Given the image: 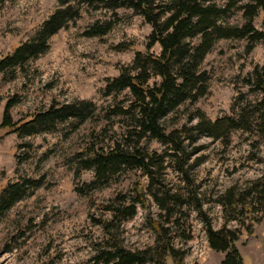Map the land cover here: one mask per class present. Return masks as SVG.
<instances>
[{"label":"rangeland","instance_id":"rangeland-1","mask_svg":"<svg viewBox=\"0 0 264 264\" xmlns=\"http://www.w3.org/2000/svg\"><path fill=\"white\" fill-rule=\"evenodd\" d=\"M250 0H214L219 6L233 4L225 25L242 26L243 11L238 7ZM58 0H9L0 5V57L11 53L21 42L29 41L40 25L58 7ZM117 16L107 9L85 6L82 16L62 29L50 40L49 50L31 61L24 69L0 74V192L9 183L23 178L42 183L32 189L11 208L0 212V264H95L92 259L100 245L111 246L99 218H111L112 212L103 204L114 201L119 194L134 190L136 181L145 188L149 178L142 171L123 168L110 175L109 182L96 185L94 168H86V159L110 151L120 144L127 148L129 119L112 114L117 105L127 107L129 91L106 96V79L119 74V65H131L136 52L149 50L160 54L161 46L147 48L152 26L132 9L121 8ZM115 17V18H114ZM116 19L105 36L87 37L86 27L97 20ZM263 13L255 17V26L264 30ZM198 38L193 42H197ZM123 45L119 49L117 46ZM264 68V42L226 38L218 40L204 58L200 69L209 75L208 93L197 102H186L164 120L168 129L198 122L202 111L206 118H238L246 109L249 131L232 129L221 137L199 133L193 143L186 140L187 150L199 148L184 163L189 180L177 169L176 160H164L161 180L165 187L181 197H189L186 205H177L176 217L192 238H176L184 246L188 264H221L225 252L213 249L208 240L203 216L196 208L200 201L211 217L214 228L225 224V213H236L240 219H230L227 226L240 230L237 246L244 264H264V214L250 211L254 198L247 195L253 182L264 173V131L254 106L261 93L247 84L254 68ZM160 81L155 78L154 81ZM17 99L11 112L14 121L49 108L80 100L93 101L95 112L80 122L69 119L49 131L20 137L10 128H1L6 104ZM190 131L188 135H196ZM186 135V134H185ZM134 145V144H132ZM151 155L170 151L168 145L145 138L140 142ZM185 161V156H182ZM162 193V185H159ZM230 188L244 201L224 207L218 202ZM77 189H83L80 194ZM150 210L155 217L164 214L153 197ZM148 209L138 205L137 214L125 220L118 230L126 247L135 249L154 242V231L147 225ZM250 214L256 216L252 220ZM97 219V220H96ZM254 224V232L246 226Z\"/></svg>","mask_w":264,"mask_h":264},{"label":"trees","instance_id":"trees-1","mask_svg":"<svg viewBox=\"0 0 264 264\" xmlns=\"http://www.w3.org/2000/svg\"><path fill=\"white\" fill-rule=\"evenodd\" d=\"M9 0H0V5ZM58 7L43 21L33 38L21 42L11 53L0 57V74H8L17 69H24L31 61L38 59L50 48L51 38L62 29L69 27L71 23L82 16L85 6L93 9H107L117 16V10L127 8L142 15L146 22L152 26V32L148 36L147 48L151 49L156 44L161 46V53L155 54L147 51H137L131 65H119V74L106 79L103 88L104 94H113L129 91L130 103L127 107L117 105L112 114L121 115L129 119V127L125 138L126 143L132 137L136 141L127 143V148L118 144L110 151L97 153L86 159V168H94L96 185L109 182L110 175L130 168L142 171L149 178L147 187L136 181L134 190L136 195L130 192L119 194L114 201L103 204V208L112 212L111 218H99L104 230L114 240L111 246L100 245L93 256L95 264H188L186 261L187 249L176 244V238L181 237L187 241L192 234L186 232L177 218V205H186L189 197H181L172 193L165 187L160 179L163 173L164 160L170 157L176 160L177 169L184 172L186 179L189 175L184 169V163L199 149L198 147L187 150L186 140L193 143L199 133H207L213 137H221L232 129L249 131L254 126L250 123L246 109L238 115V118L224 117L216 121L206 118L200 111L197 115L198 122L191 128L183 125L180 128L168 129L164 126V120L169 114L176 112L186 102L195 103L208 93L209 75L202 71L200 66L220 39L235 38L247 40L254 44L264 42V30L255 26V17L263 13L264 0H250L239 5L245 19L242 26L225 25L222 21L227 18L232 6L217 5L214 0H58ZM115 18V17H114ZM116 19L107 21L97 20L83 31L87 37L105 36L115 26ZM264 24V20H263ZM198 38V41L193 42ZM117 48H124L123 45ZM159 78L160 81H152ZM253 91L261 93V100L254 106V113L259 115V126L264 131V68L256 65L252 78L245 79ZM9 101L4 109L1 128H10L11 132L20 137L30 136L42 131H49L60 122L76 119L83 122L89 118L96 109L93 101L80 100L61 105L51 104L48 109L36 112L29 117L14 121L11 109L17 102ZM190 131H197L196 135H188ZM186 134V135H185ZM145 138L156 139L168 145L171 152L154 156L151 155L140 142ZM134 144V145H132ZM185 156V161L182 160ZM42 182L38 179L23 178L21 181L9 182L0 192V212L11 208L17 201L23 199L30 191ZM162 185V193L159 191ZM235 188H230L226 195L218 201L224 207L233 206L236 203L245 202L243 195L238 196ZM84 194L83 189H77ZM247 195L252 196L250 211H263L264 214V173L257 178ZM149 197H153L164 214L155 217L150 210ZM148 209L147 225L154 231V242L144 247L131 249L126 247L118 235L121 224L138 212V205ZM196 208L206 224L209 244L213 249L225 252L221 264H244L243 256L237 246L240 237L238 228L227 226L230 219H240L231 211L225 213V224L216 229L212 225L211 217L203 210L202 203L196 202ZM250 218L256 216L250 214ZM246 228L254 232V224L249 223Z\"/></svg>","mask_w":264,"mask_h":264}]
</instances>
